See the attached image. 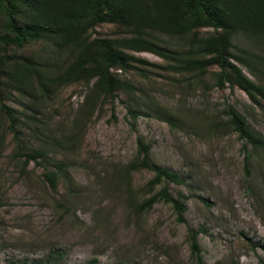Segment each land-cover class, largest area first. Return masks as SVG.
<instances>
[{"label":"rangeland","instance_id":"374dc122","mask_svg":"<svg viewBox=\"0 0 264 264\" xmlns=\"http://www.w3.org/2000/svg\"><path fill=\"white\" fill-rule=\"evenodd\" d=\"M116 30L106 24L96 31ZM254 51L264 54L259 46ZM22 54L34 55L45 73L62 71L68 58L43 44ZM134 54L144 62L122 77L136 87L140 104L150 100L153 107L136 124L124 94L105 105L100 97L92 114L82 113L90 88L81 84L46 93L29 86L6 100L19 111L21 142L65 161L68 174L53 190L44 178L51 168L23 163L0 115V264H44L51 253L63 254L58 264H201L192 251L196 231L203 264H264V149L252 153L248 171L244 140L219 125L233 105L264 138V101L218 87L212 74L177 73L155 54ZM140 138L155 164L185 182L151 191L152 171L127 173ZM164 186L175 199L185 196L183 213L164 200L143 208Z\"/></svg>","mask_w":264,"mask_h":264},{"label":"trees","instance_id":"16d2710c","mask_svg":"<svg viewBox=\"0 0 264 264\" xmlns=\"http://www.w3.org/2000/svg\"><path fill=\"white\" fill-rule=\"evenodd\" d=\"M106 24L117 30L110 35L97 33ZM169 39H177L184 47L170 46ZM38 44L68 54L62 71L47 68L45 73L34 55L22 54ZM256 46L264 48V0H0V115L9 121L19 158H24L25 165L32 160L47 163L51 169L45 170L44 178L56 190L59 178L68 174V164L52 158L46 149L21 142L19 111L6 104L15 93L25 94L29 86L46 93L57 85H85L90 91L81 111L90 114L98 98L105 105L124 94L129 100L128 115L136 124L141 114L153 110L152 103L140 104L136 87L122 74L138 70L144 62L134 53L149 52L169 62L174 72L194 73L201 79L212 74L218 87H238L262 105L264 54L256 53ZM225 113L226 121L219 125L244 140L248 170L252 153L264 149L263 135L233 105ZM137 145V157L125 166L127 173L152 171L147 184L151 191L166 182H185L178 173L152 161L150 144L140 138ZM180 197L175 199L164 186L142 205L148 208L164 200L183 213L185 196ZM198 234L190 236L192 251L203 264ZM62 257V253H51L44 264H58Z\"/></svg>","mask_w":264,"mask_h":264}]
</instances>
